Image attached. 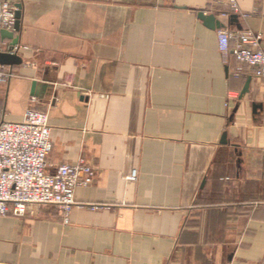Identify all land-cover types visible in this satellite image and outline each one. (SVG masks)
I'll use <instances>...</instances> for the list:
<instances>
[{
    "label": "crops",
    "instance_id": "1",
    "mask_svg": "<svg viewBox=\"0 0 264 264\" xmlns=\"http://www.w3.org/2000/svg\"><path fill=\"white\" fill-rule=\"evenodd\" d=\"M236 2L18 0L4 119L47 113L49 172L84 159L95 180L68 222L54 206L0 217L1 264H264V79L233 76L198 17L264 49V0Z\"/></svg>",
    "mask_w": 264,
    "mask_h": 264
},
{
    "label": "built area",
    "instance_id": "2",
    "mask_svg": "<svg viewBox=\"0 0 264 264\" xmlns=\"http://www.w3.org/2000/svg\"><path fill=\"white\" fill-rule=\"evenodd\" d=\"M209 2L228 5L232 13H239L236 0ZM17 4L18 0H0V31L14 32ZM218 39L224 63L229 67L236 64L233 76H244L246 71H251L257 79H264L260 34L225 27L218 30ZM9 77L5 67L0 66V87ZM51 132L47 113L29 109L23 121L7 122L0 103V217L24 216L30 208L54 206L68 222L76 205V189L93 184L95 170L84 159L76 164H62L54 173L49 172ZM129 179H137L135 170Z\"/></svg>",
    "mask_w": 264,
    "mask_h": 264
},
{
    "label": "water",
    "instance_id": "3",
    "mask_svg": "<svg viewBox=\"0 0 264 264\" xmlns=\"http://www.w3.org/2000/svg\"><path fill=\"white\" fill-rule=\"evenodd\" d=\"M17 12H16V23L14 27V32L7 31V30H1L0 35L2 39H9L11 40V46L9 49V52H0V65L1 66H15V65H21L23 63L22 58H20L17 54L13 53L14 49L19 45V38L15 37V33H20L21 32V27H22V9L23 6L22 4H17ZM199 19L202 20L207 28L210 30H220L222 28H225L226 26L221 23L215 15H207L205 12H200L198 15ZM232 21L234 23H238V16L234 15L232 16ZM240 28V27H238ZM251 79L248 80L247 85L242 93L243 97L248 91L250 87ZM36 89V83L33 84V90L32 94L35 93ZM263 104H254V112L257 113L258 110L263 109ZM238 110V106L234 109L233 114H235ZM226 138L227 135H224V140L223 142L226 143Z\"/></svg>",
    "mask_w": 264,
    "mask_h": 264
},
{
    "label": "rangeland",
    "instance_id": "4",
    "mask_svg": "<svg viewBox=\"0 0 264 264\" xmlns=\"http://www.w3.org/2000/svg\"><path fill=\"white\" fill-rule=\"evenodd\" d=\"M6 84L1 85L0 87V103L3 105L5 100V90H6Z\"/></svg>",
    "mask_w": 264,
    "mask_h": 264
}]
</instances>
